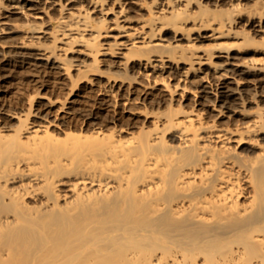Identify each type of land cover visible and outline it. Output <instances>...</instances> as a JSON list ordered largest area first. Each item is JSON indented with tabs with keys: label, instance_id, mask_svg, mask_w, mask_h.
Listing matches in <instances>:
<instances>
[{
	"label": "bare ground",
	"instance_id": "obj_1",
	"mask_svg": "<svg viewBox=\"0 0 264 264\" xmlns=\"http://www.w3.org/2000/svg\"><path fill=\"white\" fill-rule=\"evenodd\" d=\"M0 69V264H264V0H0Z\"/></svg>",
	"mask_w": 264,
	"mask_h": 264
},
{
	"label": "rangeland",
	"instance_id": "obj_2",
	"mask_svg": "<svg viewBox=\"0 0 264 264\" xmlns=\"http://www.w3.org/2000/svg\"><path fill=\"white\" fill-rule=\"evenodd\" d=\"M0 71H2V70L0 69ZM2 73H3V72H2ZM2 73L0 72V82H1V83H3V81L5 80V79H4L5 76H4ZM11 79L13 80V81H12V80H11V81L14 82V83H12L13 87H16V88H14V90H15V89L17 90V88H18L17 85H16V82H17V81H15V79H13L12 77H11ZM14 84H15L16 86H15Z\"/></svg>",
	"mask_w": 264,
	"mask_h": 264
}]
</instances>
